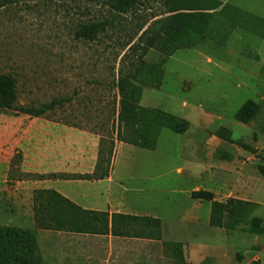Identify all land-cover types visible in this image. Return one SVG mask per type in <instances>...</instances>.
I'll return each instance as SVG.
<instances>
[{
	"label": "rangeland",
	"instance_id": "rangeland-1",
	"mask_svg": "<svg viewBox=\"0 0 264 264\" xmlns=\"http://www.w3.org/2000/svg\"><path fill=\"white\" fill-rule=\"evenodd\" d=\"M216 1L219 8L227 9L221 24L236 12L264 21V0ZM163 12L159 0H141L125 14L111 12L103 0H17L0 8V74L14 78V107L67 100L37 118L16 108L0 110V180L6 176L5 189L0 191V228L25 230L8 222L9 211L14 210L9 192L15 191L9 184L14 185L15 178L33 180L19 171L20 152L8 139L10 132L98 131L99 122L112 116L113 96L104 89L108 73L116 71L121 54ZM103 20L108 25L97 39L74 38L79 25ZM262 31L264 25L255 31L237 27L222 43L204 40L169 57L147 51L144 61L160 65L162 78L157 87L142 86L139 105L183 119L188 128L182 134L161 129L153 151L125 146L116 157L115 179L122 182L128 205L139 203L160 221V257L150 261L145 257L144 262L129 251L135 264H183L187 259L202 260L199 264H264V181L256 171L264 162ZM247 100L260 110L242 124L233 115ZM205 139V145L200 144ZM220 160L234 165L241 178L250 179L252 202L239 210L232 206L220 228L207 225L204 202L196 224L186 222L196 209L188 191L195 184L205 187L192 178L187 166L221 169ZM177 166L183 170L179 176ZM19 205L25 206L22 197ZM252 219H258L256 226ZM26 231L35 236L34 228ZM188 244L196 246L194 252ZM35 245L40 264H46L41 255L47 245L38 239ZM0 264L16 263L2 255Z\"/></svg>",
	"mask_w": 264,
	"mask_h": 264
},
{
	"label": "trees",
	"instance_id": "trees-1",
	"mask_svg": "<svg viewBox=\"0 0 264 264\" xmlns=\"http://www.w3.org/2000/svg\"><path fill=\"white\" fill-rule=\"evenodd\" d=\"M17 0H0V8ZM164 9L162 16L137 37L119 57L116 71L110 72L104 81L106 93L111 92L112 116L99 122L96 162L90 174L84 175H32L38 180L61 178L95 181L108 176L114 143H124L136 148L153 151L161 129L182 134L188 128L187 122L157 109L139 105L142 86L157 87L162 78L161 66H153L144 61L148 50L152 49L163 57L171 56L179 49L191 48L204 40L222 43L234 28L249 31L258 30L264 21L242 12L233 13L223 24L219 19L227 11L219 8L216 0H159ZM103 4L113 13L125 14L141 4V0H103ZM108 22L94 21L78 26L74 38L93 41L102 34ZM264 33V31H262ZM66 99H54L37 107H14L16 102L15 81L9 74H0V110L16 108L20 114L37 118L61 106ZM260 106L245 101L234 113L235 121L247 124L259 113ZM264 130V129H263ZM106 131V132H99ZM264 181V162L256 167ZM189 197L210 203L208 225L222 226V218L229 215L232 206L238 208L248 202L228 198L224 202L212 199V194L204 190L191 191ZM31 210L34 229L68 232L87 235H107L119 238L160 240V222L148 216L107 214L84 210L51 189H35L31 193ZM254 226L258 219H252ZM8 255L16 264H40L36 251L35 236L31 231L0 228V258Z\"/></svg>",
	"mask_w": 264,
	"mask_h": 264
},
{
	"label": "crops",
	"instance_id": "crops-1",
	"mask_svg": "<svg viewBox=\"0 0 264 264\" xmlns=\"http://www.w3.org/2000/svg\"><path fill=\"white\" fill-rule=\"evenodd\" d=\"M96 137L98 136L86 131H21L20 134L10 132L8 139L12 147L20 152L19 171L22 173L30 175H84L92 173L94 169L98 144ZM205 143L206 139L200 144L205 145ZM125 146L130 145L121 142L114 143L108 176L101 180L61 178L26 180L15 178L14 185L9 184V188L14 187L15 191L9 192V196L14 198V210L9 211L12 217L8 219V222L18 229L30 230L34 228L31 193L35 189L54 190L84 210L106 212L108 215L116 213L158 219V216L145 209L141 204L128 205V201L124 199L123 195L126 190L121 185L122 182L115 179V164L119 151L126 148ZM130 147L133 148V146ZM8 161L9 158L5 160L6 168ZM218 163L221 165V169H218L216 165L189 163L186 171L193 175L192 178L203 181L205 187L195 184L188 193L204 190L212 194L214 201L221 203L228 198L252 202L251 197L254 194L250 186V179L241 178L240 171H237L234 165H226L227 162L224 160H220ZM175 172L179 176L183 170L177 166ZM5 184L6 176L0 180V191L5 189ZM19 193L21 196L18 195ZM20 197L25 200L24 208L19 205ZM190 200L193 201L192 205L196 209L187 216L186 222L196 224L198 213L204 202L208 204V207L205 205V217L208 225L210 203L191 198ZM34 231L35 240L38 239V242L47 245L45 252L42 251L43 255L40 254L46 258V264H135L129 251H132L136 258L139 257L144 262L145 257L148 261L150 258L153 260L155 256L160 257V240L119 238L109 234L87 235L38 229H34ZM188 245L192 246L191 251L196 249V246ZM192 257L197 258V254L193 253ZM201 261L187 259L183 261V264H199Z\"/></svg>",
	"mask_w": 264,
	"mask_h": 264
}]
</instances>
